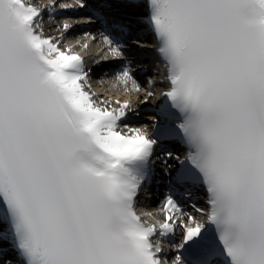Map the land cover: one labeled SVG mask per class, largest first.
<instances>
[{"label": "snow or ice", "instance_id": "obj_1", "mask_svg": "<svg viewBox=\"0 0 264 264\" xmlns=\"http://www.w3.org/2000/svg\"><path fill=\"white\" fill-rule=\"evenodd\" d=\"M57 9L87 12L125 59L129 29L114 17L138 15L166 69L167 123L130 126L133 105L86 90L85 60L63 43L71 18L58 37L43 31ZM116 76L142 90L130 65ZM173 138L187 154L159 211L138 214L156 146ZM193 184L206 192L201 220L177 199ZM0 224L17 264H264V0H0Z\"/></svg>", "mask_w": 264, "mask_h": 264}, {"label": "bare ground", "instance_id": "obj_2", "mask_svg": "<svg viewBox=\"0 0 264 264\" xmlns=\"http://www.w3.org/2000/svg\"><path fill=\"white\" fill-rule=\"evenodd\" d=\"M79 11V10H76ZM60 12V11H58ZM70 13H59L57 15H54L53 17L49 18V19H45L44 23L42 25L43 27V31L46 35L49 36H54V37H58L55 36L56 33H58L55 29L59 26H61L66 20H69V18L73 19L74 17H72L71 15H69ZM82 16V15H81ZM77 18V17H76ZM70 19V23H72ZM148 48H151V46H146ZM101 56L97 55V56H89L86 60V68H88V70H90L91 75L90 77V83H91V89L89 91L93 92V96L96 99H100V97H102V99L106 100V102H111V107H115L113 106L116 100H127L129 102H133V92H130L128 94H122V95H118L116 92V89L110 87V83L108 81H106V76L104 74H102L101 70L103 71H107L109 64H106L105 62H103L102 60H100ZM100 61V63L97 64V62ZM140 68V67H137ZM154 78V77H153ZM100 93V94H97ZM117 94V95H116ZM100 96V97H99ZM129 99V100H128ZM112 101L114 103H112ZM135 102V101H134ZM158 103H155V106H157ZM98 106L100 107H104L105 105H100L98 104ZM118 107V106H116ZM153 119L152 117H147L146 120H151ZM142 126V125H141ZM148 126V130L149 132H151L150 129V125ZM136 127V126H133ZM161 178H164V176H167L166 173H168L167 169H163L160 172ZM167 247L168 245L165 244ZM169 249H167L166 251L171 252V248L170 246L168 247ZM174 255V253H173Z\"/></svg>", "mask_w": 264, "mask_h": 264}, {"label": "rangeland", "instance_id": "obj_3", "mask_svg": "<svg viewBox=\"0 0 264 264\" xmlns=\"http://www.w3.org/2000/svg\"><path fill=\"white\" fill-rule=\"evenodd\" d=\"M100 99H102V98H100ZM97 100H99V99H97ZM177 244H178V239L176 238V241H175ZM169 247V246H168Z\"/></svg>", "mask_w": 264, "mask_h": 264}]
</instances>
